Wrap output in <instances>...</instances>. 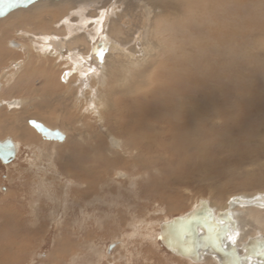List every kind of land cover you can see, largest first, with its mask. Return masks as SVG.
<instances>
[{"label": "rangeland", "instance_id": "1", "mask_svg": "<svg viewBox=\"0 0 264 264\" xmlns=\"http://www.w3.org/2000/svg\"><path fill=\"white\" fill-rule=\"evenodd\" d=\"M39 1L0 23V58L15 56L4 68L28 58L12 81L23 94L11 97L24 99L23 107L3 124L32 130V142L21 143L13 161L0 159V264H218L210 256L194 263L171 253L160 242V224L200 198L223 208L232 195L264 191V0H174L179 7L165 17L169 6L147 1L149 56L140 66L118 65L116 79L108 73L105 84L92 82L102 95L98 112L76 108L75 88L70 93L61 78L70 66L37 53L28 37L22 38L30 44L27 57L9 45L21 39V27L66 31L59 28L64 22L43 18L50 11L57 20L67 9ZM221 2L222 31L210 22L207 5L216 10ZM217 32L226 35L222 42ZM103 99H111L106 109ZM32 117L68 138L45 140L28 122ZM107 130L121 148L112 146ZM237 213L248 223L244 237L264 232V210Z\"/></svg>", "mask_w": 264, "mask_h": 264}, {"label": "bare ground", "instance_id": "2", "mask_svg": "<svg viewBox=\"0 0 264 264\" xmlns=\"http://www.w3.org/2000/svg\"><path fill=\"white\" fill-rule=\"evenodd\" d=\"M11 1L14 3H12ZM147 1L151 2L150 5L152 3H154L158 6V3H161V4L163 3V4H165V6H169L170 8L167 9L168 7H166L165 10L162 7L163 13L160 14V16H163V17L171 14L173 11L175 13L176 8L179 7V4H176V1H174V0H49L45 3L47 9H50L52 6L58 5L60 8H62L64 10L67 9V12L65 14L63 13L64 15L62 14V16L60 18L55 20L54 18L56 16H53L52 13H50V11H47V14L45 13V17L43 19L46 18L48 20L46 23H49L50 21L54 20L53 25H57V26L60 25L61 21L64 22L65 26L63 25L59 28H65L66 27V31L63 34H59L60 32L58 33L57 29L54 31H51V30L47 31V29H46V31L45 30L43 31V30H40V28H34V30H32L33 27H30V29L26 28V27H21V28H18L16 30V31H18V33L21 36L20 37L21 39L16 40V41H18L21 45L12 46V45H10V40L8 41V43L11 47H13V49H14L13 52H18V51L23 52L24 55L26 56L30 52V44H28L29 45L28 46L23 41L22 38L28 37L37 53L42 54L44 57L46 56V58L47 57L56 58L55 59V60H57L56 62H58V63L62 62L64 67L70 66L69 68L68 67L65 68V70L62 72L61 78L63 79L64 84L67 85V88L68 87L70 88V93L73 92V89L75 88V91H74L75 92V99H73V100L76 101V106H78L76 108H79L81 110L83 108H85V111H87V112H89L88 110H93V111L98 112V108H99L98 103L100 102L102 95L100 94V91H98L99 89L98 90L94 89L92 82H94V83L99 82L100 84H105V82L107 80L105 78V75H108V73H109V75L111 73H113L111 75L115 76L116 67L118 65L119 66H125L127 64V65H132V66H134V65L140 66V65L144 64L143 63L144 60H147V58L149 56V51L147 49L146 40H145V34L147 32L146 31L148 28L147 24L149 22L148 18H149V15H151V12L149 10V7L147 8V5H146ZM37 2H38V0H0V23L3 20V18L6 17V19H7L10 16L9 14H11V13L14 14V11H18V10L23 11V9L28 11V9H31V10L35 9L36 6H38L39 4H42L41 1H39L38 3ZM202 2L203 1H201V3ZM201 3L199 2L198 5H200ZM10 4H12V5H10ZM35 4H38V5H35ZM43 4H44V2H43ZM103 4H105L104 9H102V7H101ZM222 4H223V2H221V4H219V9L217 8L216 10L213 9L209 4H207L209 6L210 10L212 9L213 11H216V12H211L212 10L210 11V13H211L210 22H214V23L217 22V29H219L220 31L224 30L223 26L225 25L223 22L219 21L221 16H224V13H225L222 9ZM42 8H44V7H42ZM110 8H111V10H110ZM198 8H199V6H198ZM153 9H155V8H153ZM209 9H206V10H209ZM93 10L94 11L97 10L100 13V15L94 16L95 14L92 13V12H94ZM179 13H181V12H179ZM182 13H183V11H182ZM7 15H9V16L7 17ZM174 17H177V16H174ZM32 18L37 21V19L41 20L42 16L39 12L36 15L34 14V16H32ZM32 18L30 19V21H32ZM163 19H161V20H163ZM176 19L177 18H175L174 20H176ZM103 20H104V22H102ZM2 23H3V21H2ZM153 26H154V24H153ZM155 26H156V23H155ZM35 29H36V31H35ZM115 29H118L117 31L120 32V34L115 33V32H117ZM150 31L151 30H149L148 34L151 33ZM98 32H100V33L98 34ZM151 34H150V36H151ZM217 35H218L219 39L221 40V42L223 41L224 37L226 36L224 34V32H219V33L217 32ZM96 37H98V39ZM102 37H103V39H102ZM156 37H157V35H156ZM84 38L90 43L87 45H92L91 48L88 47L89 50L84 45L80 44V41H81L80 39H84ZM95 38H96V40L94 42L93 40ZM153 38L155 39V37H153ZM136 39L141 40L139 42L140 44H138L139 46L135 45V46L131 47V49H130L131 52H130V50L127 49V46L134 43ZM149 39L153 42V40L151 38H149ZM117 41H119V42L117 43ZM100 42H102V46L97 51L96 46ZM147 42L150 44L149 40ZM33 47H31V48H33ZM60 47H62V48H60ZM94 47L96 49L95 54H93ZM140 48H142V50H143V56L138 57L136 54L139 53ZM15 54H17V53H15ZM27 59L28 58H24L23 60L21 59L22 61L15 59V61L12 64L13 65L12 68H9V69L4 68L2 70V72L0 73V76H1L0 89H3V84L6 85L7 83H11L14 80V78H16L17 74H19L23 71V69L27 65ZM126 61H127V63H126ZM28 63H30V62H28ZM106 65H108L109 67L107 68ZM183 68H188V67H183ZM24 72H26V71H24ZM74 72L76 73V75H75V77H72V74ZM24 75H27V74H23V76ZM24 79H25V77H24ZM114 79H116V76ZM95 80H97V81H95ZM119 80L122 82V84H126L128 82L127 78L125 76L120 77ZM129 84L131 85V83H129ZM118 87L119 86H117V88ZM111 99L110 100L109 99L108 100L103 99V100H106L105 105H107L104 109H106L107 107L110 106ZM263 99H264V97H263ZM0 100H2L5 104L9 105L10 107H17L18 106V107L22 108L23 104H24V99H20L17 97H11V98L3 99L0 96ZM81 103H83V105H81ZM182 111H183V109H182ZM193 111L194 110H191L190 113ZM195 112H196V110H195ZM102 118H103V116H101L100 120H102ZM32 119L43 122L46 126L50 127L51 129H56V128L59 129L60 131H62L65 134L64 140H66L68 138L66 131L64 129L50 124L49 121L46 122V121L39 119V118H36V117L29 118V120H32ZM1 121H0V123H1ZM16 122H18V121H16ZM2 124H3V122H2ZM3 127H4V124H3ZM13 127H15V126L13 125ZM39 133L41 134V132H39ZM107 134L109 136V139H110L112 146H114L115 148H121L122 143H121L120 139L115 137L108 130H107ZM8 137L12 138L13 142L15 143L16 155H17L19 145L21 144V142L15 138H13L12 136H8ZM42 138H44V137H42ZM0 139H2V138H0ZM5 139H3L1 141H4ZM45 140L61 141V140H58L55 138H50V139H45ZM15 158H16V156H15ZM84 171H85V173L87 172L86 170H84ZM91 184H93V182L90 183V186H91ZM243 194L252 195V194H248V193H243ZM83 195H85V194H83ZM232 196H234V195H232ZM210 204L216 210L229 207V201H228L227 205L223 208H218V207L214 206V204H212V203H210ZM239 207L244 208L245 210H248V208H258L260 210H264V206L263 205H259V206L236 205L233 207L232 210H233L236 218L239 220V223H240L239 224V230L236 232V235L238 236V244L241 245L245 240H247L246 238H248L249 236L246 235L244 237V235H243L244 230L248 226V223H247V226L245 228L244 224L241 221V218L238 216V213H237V208H239ZM254 217L258 222V220H259L258 214H255ZM159 234H160V232H159ZM256 234H264V232L258 231L255 234H252L250 236H254ZM108 253H110V251H108ZM182 258H184V257H182ZM186 259H188V258H186Z\"/></svg>", "mask_w": 264, "mask_h": 264}, {"label": "water", "instance_id": "3", "mask_svg": "<svg viewBox=\"0 0 264 264\" xmlns=\"http://www.w3.org/2000/svg\"><path fill=\"white\" fill-rule=\"evenodd\" d=\"M12 2V1H11ZM14 3V2H12ZM12 5V4H10ZM136 39L131 47L140 44ZM10 45H21L16 40H10ZM100 42L96 49L101 48ZM139 46V45H138ZM131 52V50H130ZM138 57L143 56L142 48ZM45 139L64 140L65 134L59 129H51L43 122L32 119L28 121ZM16 146L12 138L0 140V158L4 163L15 159ZM264 206V192L252 195L235 194L229 200V207L216 210L207 198H200L194 206L184 214L175 215L160 224V242L171 253L190 259L192 262H202L206 256L215 258L218 264H264V234L249 236L241 245L238 244L236 232L239 230V220L233 207ZM118 244H109L107 252Z\"/></svg>", "mask_w": 264, "mask_h": 264}, {"label": "crops", "instance_id": "4", "mask_svg": "<svg viewBox=\"0 0 264 264\" xmlns=\"http://www.w3.org/2000/svg\"><path fill=\"white\" fill-rule=\"evenodd\" d=\"M4 48H6L7 51L10 50V49L7 48L6 44H3V50H4ZM14 57H15L14 54L12 52H9V53H7L6 57L0 58V68H1V70H3V68L6 67L7 65H10L11 62H8V61H10L11 59H14ZM21 59L23 60L24 58L21 57V56H18V58L16 60L22 61ZM16 77L18 78V75ZM0 92H1L0 95H2L5 98H8V97L11 98V96H20V95L23 94L22 88L16 86V84H14V82L7 83L6 85L3 84V89H0ZM25 92L27 93V95H31L30 94V89H25ZM15 109H17V108L16 107L9 108L5 104L0 103V121L2 120L1 122H3L4 124H8V122L10 123L12 118H15V114H16L15 111H14ZM19 121L20 120H18V122ZM14 125H17V128H18V130L20 132H18L15 128L14 129L16 131L13 130L12 129L13 127L9 126V125H4V126H7V128L2 129V126H1V123H0V138H2L0 140H3L5 138H7L9 135H12V136L15 137V139H17L21 143H31L32 140L29 139V138H31V135H32L31 134L32 133L31 128L27 124H24V123L21 126L20 125L18 126V124H14ZM2 133H3V135H1Z\"/></svg>", "mask_w": 264, "mask_h": 264}]
</instances>
